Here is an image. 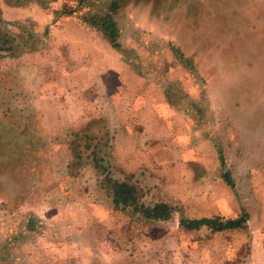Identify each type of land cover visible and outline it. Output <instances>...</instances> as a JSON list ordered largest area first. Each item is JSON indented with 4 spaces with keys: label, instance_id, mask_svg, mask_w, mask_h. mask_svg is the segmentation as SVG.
Returning a JSON list of instances; mask_svg holds the SVG:
<instances>
[{
    "label": "rangeland",
    "instance_id": "374dc122",
    "mask_svg": "<svg viewBox=\"0 0 264 264\" xmlns=\"http://www.w3.org/2000/svg\"><path fill=\"white\" fill-rule=\"evenodd\" d=\"M115 1L124 5L0 0L18 44L17 57L0 56L1 128L26 123L49 142L43 159L23 143L11 159L0 154V264H264V0ZM106 17L119 47L92 24ZM82 35L88 53L76 47ZM94 44L141 81L92 79ZM78 133L90 145L81 155L70 145ZM131 136L132 148L157 145L126 153ZM96 164L140 203L177 212L150 225L117 209ZM243 209V231L178 225Z\"/></svg>",
    "mask_w": 264,
    "mask_h": 264
},
{
    "label": "trees",
    "instance_id": "16d2710c",
    "mask_svg": "<svg viewBox=\"0 0 264 264\" xmlns=\"http://www.w3.org/2000/svg\"><path fill=\"white\" fill-rule=\"evenodd\" d=\"M110 1V7L112 10H117L118 8H121L122 5H124L118 3L115 0ZM92 24L102 30V33L108 39L112 48L120 46V44L115 41V38H117L115 24L111 22V19L109 17L101 19L100 22L96 18H94ZM8 26L9 24L0 16V56L15 58L17 57L15 53L16 46L18 45L17 38L15 33H13L9 29L11 27L9 26L8 28ZM28 51L30 50L22 52L21 54H24ZM4 124L5 122H0V132L3 131L0 136L3 137L4 135H6L9 139H3L2 142V138H0V154H2L3 157H8L11 159L13 154L19 153V143H23V145H25L26 147V150L29 151L28 153L32 155L34 154L33 156H37L38 159H43L45 157V155L47 154L49 142H47L40 133L33 131L32 125L30 126L25 123L23 125V129H20L15 124L10 122L6 126V128H1L2 126H4ZM7 137L3 138L7 139ZM79 138H82L79 137V133L74 134L70 145H73L75 149H79L78 152L81 155L84 154L85 151L90 150V145L88 143H85L82 146L80 143H77L79 141ZM92 153L94 154V152ZM220 155H222L221 152H219L220 165L224 166V158H222ZM92 156L93 163L101 161L94 155ZM95 168L100 169V174H102V176L104 177L102 182L104 188L107 191L106 194L111 197L112 203L117 209L121 211H127L130 215H135L139 217L140 220L150 225L169 221L173 217L174 213L177 212L176 208L165 202H159L152 205H144L140 203L136 196H134L130 192L119 189L115 184V180H112L109 173L105 172L106 169L103 166H99L98 164H96ZM221 178L231 189L236 188V184L230 172L223 171L221 174ZM121 186L126 187L123 183L121 184ZM249 221L250 213L243 209L239 215L237 214L233 217L228 218L219 215L200 218L182 217L180 218L178 225L188 231L204 230L207 236H213L215 234L224 232L243 231L247 228Z\"/></svg>",
    "mask_w": 264,
    "mask_h": 264
},
{
    "label": "crops",
    "instance_id": "0c3cea01",
    "mask_svg": "<svg viewBox=\"0 0 264 264\" xmlns=\"http://www.w3.org/2000/svg\"><path fill=\"white\" fill-rule=\"evenodd\" d=\"M14 11V10H13ZM6 13H4V15H5ZM16 19V18H15ZM77 29V28H76ZM79 32V29L78 30H76V33H78ZM83 33V32H82ZM79 36V35H78ZM81 40V44L79 45H77L76 47H78V48H80V50L79 51H81V52H87L88 53V42L86 41L85 42V39H87L86 38V36L85 35H82V37L80 38ZM83 45L85 46V47H83ZM91 47H93V46H91ZM96 48H97V46H96ZM92 51H94L93 52V55H94V57H95V59L94 60H91V64H90V66H91V70H88V72L89 73H92L93 74V77H92V79H94V77L95 78H99V77H101L102 76V74H100V71L103 73V75H106V74H108V75H113L114 77H116V75L117 74H122L123 76H125V79H128V78H130V79H136L137 80V78L141 81V79H140V76L139 75H137L136 73H134V72H132L131 70H130V68L128 67V65L126 64V63H123L121 60H119L118 62H113L109 57L108 58H104L105 56H104V54H100L99 52H95V44H94V47H93V50ZM110 51L108 50V49H106V53H109ZM29 57H31V55L30 54H25L24 55V59H29ZM80 57H85L84 55H81ZM101 57V58H100ZM100 58V59H99ZM101 61H103L102 63H101ZM106 61V62H105ZM104 64L105 65H107L106 67H104ZM108 66L110 67V69L111 70H109V68H108ZM99 68H101V70L99 69ZM103 68V69H102ZM107 68V69H106ZM85 70V69H84ZM99 72V73H98ZM98 73V74H97ZM117 79H120V77L119 76H117ZM121 80V79H120ZM114 83V81H112V84ZM144 87V86H143ZM141 88V87H140ZM138 94H140V96H141V90H139V92H137ZM159 100H161V96H160V94H159V98H158V101ZM154 107V108H153ZM159 106H156L155 104L154 105H152V111L153 112H155L156 110H157V108H158ZM160 109H162V107H161V104H160ZM155 116V115H154ZM129 118V117H128ZM130 118H129V121H128V123L130 124ZM143 130V129H142ZM142 130H138V134H143V132H142ZM132 131H133V129H132ZM132 138H131V141L130 142H128V143H126L125 141H123L124 142V146L126 147V150H125V152L126 153H131V152H133V149L134 148H137V147H141V146H144V145H147V144H149V143H151V144H153L154 146L155 145H157V144H155L154 143V140H142L143 142V145H141V146H135L134 148H132L133 147V142H135L136 143V137L135 136H131ZM149 142V143H148ZM144 148V147H143ZM130 149H132L131 151H129ZM138 152V154L140 153V151L139 150H136V153ZM133 157V156H132ZM130 161V160H129ZM197 163H199L200 165H201V162H197ZM192 163H190L188 160L186 161V162H183V164H181V165H179V166H181L182 168H186V172H187V170L188 169H190V165H191ZM203 165V169L205 170H207V171H210V173L214 170V169H216V167H213L212 165H206V164H202ZM130 167H132L131 165H129V168ZM175 167H177L178 168V166H176L175 165ZM129 168H128V170H129ZM183 173V172H182ZM223 186V185H222ZM221 187V186H220ZM225 188H223V190H224ZM221 201H223L222 199H220ZM229 201V200H228ZM227 201V202H228ZM219 216H221L220 214H218ZM212 216V215H211ZM211 216H205V217H211ZM217 216V215H216ZM230 217H232V216H230Z\"/></svg>",
    "mask_w": 264,
    "mask_h": 264
}]
</instances>
